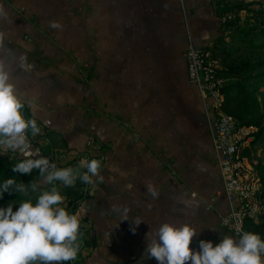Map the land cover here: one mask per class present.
Here are the masks:
<instances>
[{
	"label": "crops",
	"instance_id": "crops-1",
	"mask_svg": "<svg viewBox=\"0 0 264 264\" xmlns=\"http://www.w3.org/2000/svg\"><path fill=\"white\" fill-rule=\"evenodd\" d=\"M218 1L0 0V64L40 128L27 133L29 150L58 168L101 162L71 208L81 228L70 264H158L145 249L165 222L195 228L194 251L234 236L219 219L231 206L216 110L189 82L185 57L219 38Z\"/></svg>",
	"mask_w": 264,
	"mask_h": 264
},
{
	"label": "clouds",
	"instance_id": "clouds-1",
	"mask_svg": "<svg viewBox=\"0 0 264 264\" xmlns=\"http://www.w3.org/2000/svg\"><path fill=\"white\" fill-rule=\"evenodd\" d=\"M50 26L61 27L55 21ZM23 108L16 86L11 82L10 70L0 64V147L24 155L25 158L15 164V172L31 174L38 170L43 182L50 185L40 191L34 180L25 184L7 179L0 184V199L5 192L19 196H26L29 191L40 192L35 203L31 199L23 200L15 211L16 203L0 207V264H65L77 257L81 221L77 214H70L66 207L60 206L64 197L55 182L70 187L79 178L83 183L91 184V177L99 174L101 162L81 160L78 167L86 171L79 173L71 167L58 168L39 151H30L27 133L38 135L40 128L34 119L24 117ZM126 213L127 209L123 220H128ZM134 222L137 226L141 223ZM132 231L135 232V228ZM194 237H197V231L191 225L165 222L156 231L155 238L149 240L148 234L145 252L158 264H264V239L258 234L237 229L235 236L223 234L216 245L200 240L199 251L190 247Z\"/></svg>",
	"mask_w": 264,
	"mask_h": 264
},
{
	"label": "trees",
	"instance_id": "trees-1",
	"mask_svg": "<svg viewBox=\"0 0 264 264\" xmlns=\"http://www.w3.org/2000/svg\"><path fill=\"white\" fill-rule=\"evenodd\" d=\"M255 2H257V4L259 3L258 1ZM254 4L256 3H249V5L240 4L237 6L240 12L245 10L249 13H254L255 19L258 21L255 26L242 31L239 29L231 31L232 25L240 19L238 17H235V19H227V14L230 9L218 11L217 15L220 18H226V21L222 23L224 31H221L214 46L210 48L216 57L223 56L224 63L222 65L221 61V74L223 70L229 74L228 78L225 77L227 79V85L223 89V111L233 116L244 127H255L258 129L256 138L252 142L251 147L244 150V155L248 156L252 161L254 159L253 146L256 140L264 133V71L261 72L264 68V60H259L253 65L244 62L236 65V57H234V54H236L239 49L234 48L228 50L226 46L230 43L232 45H243L249 50L264 51V5L259 4L258 9H252ZM24 158V155L18 153V151H12L5 156L0 154V184L7 179H16L17 182L22 181L25 184L34 180L39 184L40 191L50 188V185L43 182L38 170H33L31 174H22L13 170L15 164ZM71 168L77 170L79 173L86 171L85 168L80 171L78 163L73 164ZM256 172L262 178V182H264V163L256 167ZM55 183L61 195L64 198L70 199L68 203L66 201L64 206L70 214L72 206L82 199L85 194H88L91 188V184L83 183L79 178H77L70 187L63 186L59 181ZM26 199L28 198L5 192L1 200L19 203ZM33 203H35V201H33ZM246 230L258 234L259 236L264 235V225H257L252 221L246 222ZM70 262L71 261L65 262V264H70Z\"/></svg>",
	"mask_w": 264,
	"mask_h": 264
},
{
	"label": "built area",
	"instance_id": "built-area-1",
	"mask_svg": "<svg viewBox=\"0 0 264 264\" xmlns=\"http://www.w3.org/2000/svg\"><path fill=\"white\" fill-rule=\"evenodd\" d=\"M185 57L189 82L198 88L204 101L212 102V109L217 114L211 122L213 146L231 206L229 213L219 217L220 223L234 236L237 229L248 232L247 221L264 225L263 183L256 172L255 162L244 155L258 129L244 127L223 111V89L227 79L221 74V60L212 50L190 44ZM92 159L89 157V161ZM260 237L264 239V235Z\"/></svg>",
	"mask_w": 264,
	"mask_h": 264
},
{
	"label": "rangeland",
	"instance_id": "rangeland-1",
	"mask_svg": "<svg viewBox=\"0 0 264 264\" xmlns=\"http://www.w3.org/2000/svg\"><path fill=\"white\" fill-rule=\"evenodd\" d=\"M255 1H258L259 3L257 4V2H255ZM217 3L219 6L218 7L219 11L230 9L229 13L227 14V19H235V17H238L240 19L232 25L231 31H234L237 29L242 31L244 29H249V28L255 26L256 23H258V21L255 19L254 13H249L248 11H245V10L240 12V11H238L237 6L240 4L249 5V3H256V4H254V6H252V9H258L259 4L264 5V0H219ZM231 9H232V11H231ZM223 20L225 22L226 18ZM221 31H224L223 24L221 25ZM234 48L239 49L238 52L236 54H234V57H236V60H235L236 65H238L242 62L250 63L251 65H253V64L257 63L259 60H264V51L259 52L256 50H249L248 48L244 47L243 45H232L230 43H228V45L226 46V49H228V50H232ZM218 57L222 61V65H223V63H224L223 62V56H218ZM263 71H264V68L261 70V72H263ZM222 74L224 77H227V78L229 77V74L225 70H223ZM255 138H256V136H255ZM0 148H1L0 154L2 156H5L6 154L8 155V154H10V152H12V150H9V149L3 148V147H0ZM253 155H254L253 161L255 162V167H257L258 165H262L264 163V133L258 138V140H256V143L253 146ZM92 158H96V157H91V159ZM91 186H92V184H91ZM12 194L19 195L17 193H12ZM39 194H40L39 191H37V192L29 191V193L26 196L23 194H21L20 196H23L25 198H28V199L35 201ZM9 203L10 202L2 201L0 199V207L6 208ZM65 204H66V200L64 199V203L60 206L64 207ZM18 207H19V205H18V203H16L13 210L14 211L17 210Z\"/></svg>",
	"mask_w": 264,
	"mask_h": 264
}]
</instances>
